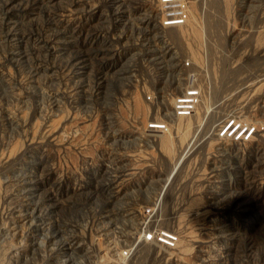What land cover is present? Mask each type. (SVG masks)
<instances>
[{
	"label": "rangeland",
	"instance_id": "obj_1",
	"mask_svg": "<svg viewBox=\"0 0 264 264\" xmlns=\"http://www.w3.org/2000/svg\"><path fill=\"white\" fill-rule=\"evenodd\" d=\"M0 264H264V0H0Z\"/></svg>",
	"mask_w": 264,
	"mask_h": 264
},
{
	"label": "built area",
	"instance_id": "obj_2",
	"mask_svg": "<svg viewBox=\"0 0 264 264\" xmlns=\"http://www.w3.org/2000/svg\"><path fill=\"white\" fill-rule=\"evenodd\" d=\"M212 2V0H210ZM191 18V0H158V21L164 28L186 25ZM187 62L190 86L182 89L173 98V115L177 118L193 117L198 114L202 102L203 89L199 80V71L191 61ZM170 119L160 118L147 122L144 135L149 138L164 137L170 130ZM231 123L225 129H228ZM145 243L157 244L167 248H176L179 236L175 231L160 230L143 236Z\"/></svg>",
	"mask_w": 264,
	"mask_h": 264
},
{
	"label": "bare ground",
	"instance_id": "obj_3",
	"mask_svg": "<svg viewBox=\"0 0 264 264\" xmlns=\"http://www.w3.org/2000/svg\"><path fill=\"white\" fill-rule=\"evenodd\" d=\"M190 19H191V18H190ZM189 21H190V20H189ZM189 86H190V85H189ZM201 87H202V86H201ZM202 89H203V88H202ZM202 96H203V95H202ZM228 123H229V122H228ZM226 127H227V126H226ZM226 127H225V128H226ZM225 128H224V129H225ZM167 140H168V139H167ZM165 141H166V140H165ZM167 143H169V144H170V143H171V141H170V142H167ZM169 144H168V145H169ZM169 146H170V145H169ZM169 146H168V150H169ZM171 148H172V146H171ZM216 251H217V250H216Z\"/></svg>",
	"mask_w": 264,
	"mask_h": 264
}]
</instances>
